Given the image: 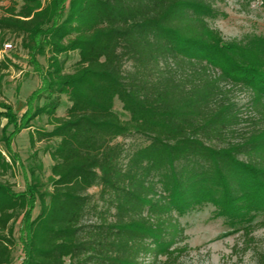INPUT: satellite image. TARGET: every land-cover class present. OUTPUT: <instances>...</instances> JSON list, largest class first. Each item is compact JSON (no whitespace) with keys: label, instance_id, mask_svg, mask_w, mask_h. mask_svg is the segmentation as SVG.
Here are the masks:
<instances>
[{"label":"trees","instance_id":"16d2710c","mask_svg":"<svg viewBox=\"0 0 264 264\" xmlns=\"http://www.w3.org/2000/svg\"><path fill=\"white\" fill-rule=\"evenodd\" d=\"M215 16L208 0H22L4 9L0 51L15 39L32 63L49 56L32 111L19 117L0 101V264L12 263L19 220L22 264H172L187 249L179 215L204 202L255 230L264 126L230 139L237 114L222 83L251 90L264 122V35L225 40L209 24ZM43 116L53 127H35L30 141L54 142L50 186L35 178L36 162L17 191L4 178L16 162L11 136Z\"/></svg>","mask_w":264,"mask_h":264},{"label":"rangeland","instance_id":"374dc122","mask_svg":"<svg viewBox=\"0 0 264 264\" xmlns=\"http://www.w3.org/2000/svg\"><path fill=\"white\" fill-rule=\"evenodd\" d=\"M22 0H0V14L12 2ZM215 10L216 16L208 18L209 24L217 29L225 40L243 39L247 35H264V3L262 0L249 2L247 0H208ZM13 43V49L0 51V101L12 105L15 112L21 117L26 111H32L37 104L36 100L29 101L33 92L44 84L43 74L48 65V56L39 55L38 63H32V56L27 49L21 46L20 41L6 39L5 43ZM4 47V46H3ZM79 59L78 53L73 52L67 63V70H71ZM226 96L234 104L237 121L234 124L235 132L229 137L232 141L242 140L244 137L258 133L264 126L262 114L256 106L251 90L234 86L232 83H222ZM65 99L66 96H64ZM264 101V99H263ZM67 103L58 109L59 115L66 113ZM115 110L122 118H129L123 110L122 103L116 99ZM7 119L0 116V148L5 150L4 126ZM33 127L25 128L18 134L11 136L10 150L16 157L14 173L9 172L8 178L17 191L25 190L32 181L30 165L40 162L42 170L36 173L37 178L46 188L50 186L53 160L47 152L54 142L38 141L31 144L30 131L35 127L51 129L47 117L43 116L32 120ZM14 128L8 127L7 134ZM37 154V155H36ZM9 158V157H8ZM241 158H245L241 156ZM98 189H92L97 191ZM40 210L39 202L33 211L37 215ZM222 213V212H221ZM213 202H204L197 207L179 215L181 226L184 228V240L180 243L187 246L180 258L172 264H260V257L264 254V213L253 216V232L246 233L244 224L234 222L227 215L221 214ZM262 223V224H260ZM24 222L19 220L15 227L17 245L11 264H22L26 255V246L23 236Z\"/></svg>","mask_w":264,"mask_h":264},{"label":"built area","instance_id":"2783aa9c","mask_svg":"<svg viewBox=\"0 0 264 264\" xmlns=\"http://www.w3.org/2000/svg\"><path fill=\"white\" fill-rule=\"evenodd\" d=\"M13 49V43L10 42V43H4V47H3V51H8V50H11Z\"/></svg>","mask_w":264,"mask_h":264}]
</instances>
